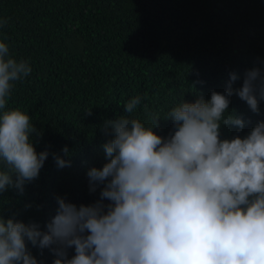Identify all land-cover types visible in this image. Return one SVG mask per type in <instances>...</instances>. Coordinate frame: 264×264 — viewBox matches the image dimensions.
Segmentation results:
<instances>
[{
  "label": "clouds",
  "instance_id": "1",
  "mask_svg": "<svg viewBox=\"0 0 264 264\" xmlns=\"http://www.w3.org/2000/svg\"><path fill=\"white\" fill-rule=\"evenodd\" d=\"M31 72L0 41V110L14 82ZM239 79L230 72L223 92L183 99L167 114V136L157 133L158 115L130 118L142 97L130 98L129 115L103 124L105 163L87 172L99 199L77 205L56 196V214L43 228L0 216V264H43L32 249L49 250L52 264H264V120L241 135L247 121L230 110L236 96L260 115L264 68L246 70L234 87ZM224 127L237 132L222 138ZM41 136L19 108L0 113V194L22 195L50 155L58 169L71 167L67 146L63 157L50 146L37 152Z\"/></svg>",
  "mask_w": 264,
  "mask_h": 264
},
{
  "label": "trees",
  "instance_id": "2",
  "mask_svg": "<svg viewBox=\"0 0 264 264\" xmlns=\"http://www.w3.org/2000/svg\"><path fill=\"white\" fill-rule=\"evenodd\" d=\"M3 20L0 41L32 72L14 82L0 113L19 108L30 115L42 133L37 152H70L63 158L71 167L58 169L50 155L22 195L0 194V216L16 214L42 228L56 214V196L77 205L99 199L87 172L105 163L103 124L129 115L123 109L130 98L142 97L130 118L158 115L157 133L167 136V114L183 99H208L225 90L230 72L241 78L239 87L246 70L264 68V0H0ZM230 110L247 121L241 135L264 120V102L255 115L233 96ZM236 132L224 127L222 138ZM32 254L43 264L55 259L47 249Z\"/></svg>",
  "mask_w": 264,
  "mask_h": 264
}]
</instances>
